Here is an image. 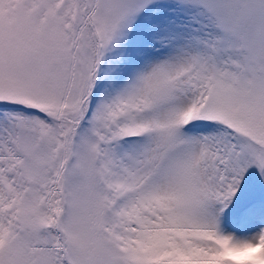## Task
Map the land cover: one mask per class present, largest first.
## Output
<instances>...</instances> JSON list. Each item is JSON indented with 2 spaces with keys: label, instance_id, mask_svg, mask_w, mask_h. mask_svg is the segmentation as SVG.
Segmentation results:
<instances>
[{
  "label": "snow or ice",
  "instance_id": "snow-or-ice-1",
  "mask_svg": "<svg viewBox=\"0 0 264 264\" xmlns=\"http://www.w3.org/2000/svg\"><path fill=\"white\" fill-rule=\"evenodd\" d=\"M0 264H264V0H0Z\"/></svg>",
  "mask_w": 264,
  "mask_h": 264
}]
</instances>
